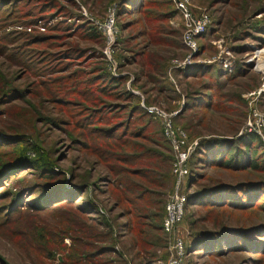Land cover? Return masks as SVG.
Instances as JSON below:
<instances>
[{"label": "rangeland", "instance_id": "obj_1", "mask_svg": "<svg viewBox=\"0 0 264 264\" xmlns=\"http://www.w3.org/2000/svg\"><path fill=\"white\" fill-rule=\"evenodd\" d=\"M263 49L264 0H0V264H167V133L184 264H264Z\"/></svg>", "mask_w": 264, "mask_h": 264}, {"label": "built area", "instance_id": "obj_2", "mask_svg": "<svg viewBox=\"0 0 264 264\" xmlns=\"http://www.w3.org/2000/svg\"><path fill=\"white\" fill-rule=\"evenodd\" d=\"M184 17L189 23V32L192 30L200 31L207 23V20L205 19H191L187 11L184 12ZM186 36V38L189 39V35ZM253 115L256 116L258 113H253ZM255 119H257V123L262 121L261 116H258ZM248 125H250L252 128L255 126L251 122H249ZM167 136L171 138L176 153V161L174 163L176 183L173 190L166 198L165 213L162 220V230L166 235L167 248L169 252L167 264H184L186 259V245L183 239L176 233V231L183 217L184 205L187 199L186 193L182 187L184 185V175L186 172V170H184L183 164L187 157L184 153L185 151H182L179 148L180 143H183V141H176V138L169 133H167ZM178 136L180 139H182L184 137V133L182 131H178Z\"/></svg>", "mask_w": 264, "mask_h": 264}, {"label": "trees", "instance_id": "obj_3", "mask_svg": "<svg viewBox=\"0 0 264 264\" xmlns=\"http://www.w3.org/2000/svg\"><path fill=\"white\" fill-rule=\"evenodd\" d=\"M88 34H91V36H93V37H95L96 36V30L95 29H92V30H90V31H88ZM115 80H117V79H115V78H112V79H110V81H109V83H112V82H115ZM110 85H112V84H110ZM258 139V137L256 136V135H254V134H247V135H245L244 137H241L240 138V140L242 141V143H244V147L246 148V147H248V146H250V142H251V140L252 139ZM221 144L220 142H218V141H214V143L213 142H211L210 141V143L208 144V147L209 148H213V146L215 145V144ZM231 162H232V160L231 159H228V161L227 160H222L221 161V164L223 165V166H232V164H231ZM250 164V163H249ZM41 166V165H40ZM244 167L246 166L245 164L243 165ZM252 166H255L254 164H252ZM165 213V209L163 210V214ZM227 227H224V226H220L219 228H217V229H215V230H213V231H207V232H204V237L202 238V240L200 241V243L201 244H204V245H209V246H215V244L218 242V241H220L221 240V238L224 236L223 235V233H226V234H230L229 232V230H227L226 229ZM161 230H162V222H161ZM162 232H163V230H162ZM164 237H165V239H166V236L164 235ZM186 245V244H185ZM208 249V248H207Z\"/></svg>", "mask_w": 264, "mask_h": 264}, {"label": "bare ground", "instance_id": "obj_4", "mask_svg": "<svg viewBox=\"0 0 264 264\" xmlns=\"http://www.w3.org/2000/svg\"><path fill=\"white\" fill-rule=\"evenodd\" d=\"M257 58V69L264 70V49L254 51V59Z\"/></svg>", "mask_w": 264, "mask_h": 264}]
</instances>
